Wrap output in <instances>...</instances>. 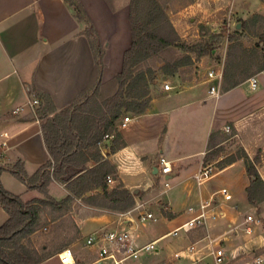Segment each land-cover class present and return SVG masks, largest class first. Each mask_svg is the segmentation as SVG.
Returning <instances> with one entry per match:
<instances>
[{"label":"crops","instance_id":"0c3cea01","mask_svg":"<svg viewBox=\"0 0 264 264\" xmlns=\"http://www.w3.org/2000/svg\"><path fill=\"white\" fill-rule=\"evenodd\" d=\"M106 1L107 3L105 0H80L101 42L103 37L107 38V42L113 35L110 31L114 21L109 19L115 18L113 9L119 4L113 0ZM204 1L191 0L187 7L201 6L204 17L207 12L205 4L210 0ZM127 3L129 20V0ZM228 3L229 11L234 17L245 19L255 13L243 16L240 9H234L235 4L232 7V0H228ZM236 3L237 7L245 11L247 6L244 0ZM104 6H109L111 14L108 11L103 13ZM203 17L199 19L202 21L205 19ZM189 19L196 20L191 15ZM200 20L198 22H201ZM173 25L177 29V21L173 20ZM84 28L85 23L75 17L73 7L65 0H0V166L4 167L0 172V184L5 190L19 195L25 202L33 198L45 199L46 195L39 189H27L26 184L13 175L10 169L16 163H21L27 175H32L51 160L42 130L45 119L34 114L40 101L37 94L39 91L47 93L54 107L60 110L70 105L81 91L88 87L94 59L87 38L81 34ZM102 45V82L105 83L121 70L122 63L119 66L116 61L113 64V60L108 59L111 54L109 42L107 46L104 43ZM185 74L182 73L180 78L170 77L168 82L172 84L169 89L156 84L151 86L148 108L140 114L127 111L119 119L121 122L124 116H129L126 126L118 127L123 144L112 152L102 148L104 159L115 169V173L109 176V188L122 184L133 195V207L122 211L84 202L74 213L70 210L72 225L81 238L85 225H99L98 229L85 236L84 244L91 246L86 244L90 235L108 230L134 229L132 217L125 212L136 207L132 212L137 211L138 217L140 212H144L140 211L143 207L157 200L161 213L169 222L166 232L145 242L156 241L157 248V241L195 217L201 211L200 205L209 201L205 211L210 216L204 224L190 228L181 227L186 230L189 239L185 250L194 245V251L180 257L174 252L166 261L167 264L171 260L179 259H185L184 264L198 263L204 255L203 251L205 255L209 254L207 236L220 239V245L226 253L222 264H254L257 257L264 255V237L260 227L264 224L261 217V204L264 199L258 203L249 201L246 189L250 179L244 163L241 164L240 159H236L222 169L217 168L200 184L195 175L204 165L209 135L211 132L223 134L227 125L230 127V137L236 138L248 157L254 159L252 154L255 148L248 145H252L264 129V70L252 75L258 80L255 89H251L248 84V78L252 77L250 76L226 91L220 90L221 82L219 84L207 75L201 77L192 71H189V75ZM217 84L219 96L215 97L209 93V88ZM33 99L38 101L37 105L28 107V101ZM17 107L21 110L15 113L14 109ZM3 141L7 143L5 146L1 145ZM161 157L170 162L171 172L161 173ZM256 161L257 171L264 182V155ZM86 164L91 167L94 161L89 160ZM78 171V168L69 164L65 167L63 180L53 179L48 183L47 196L60 202L56 209H62L63 204L74 203L77 199L83 200L70 194L66 188L65 181ZM228 171H231L230 175H224L222 181H218L216 185L207 187L205 184L200 187L209 179ZM161 176L173 180L170 192L163 202L160 196L166 194V189L156 191L154 188V180ZM222 188L231 195L229 199H225L220 192ZM97 192L101 193V190L95 187L87 191L85 196ZM218 193H221L222 197H219ZM237 195L245 196L244 202L248 200L260 218L261 224L255 225L253 230L250 227V232L239 234L237 229V225L241 223L238 222L240 214L236 215L239 201ZM182 207H187L183 213L179 212ZM7 219L8 214L0 204V225ZM133 240L136 241L134 237ZM58 250L38 264L51 259L58 262ZM96 250L97 258V247ZM154 251L156 253L158 249ZM150 252L152 251H144L148 253L147 256ZM254 253L255 257H249L252 260L246 258L248 254ZM96 258L87 260L83 257V262L87 264ZM147 263L148 257L142 262L138 258L132 264Z\"/></svg>","mask_w":264,"mask_h":264},{"label":"trees","instance_id":"16d2710c","mask_svg":"<svg viewBox=\"0 0 264 264\" xmlns=\"http://www.w3.org/2000/svg\"><path fill=\"white\" fill-rule=\"evenodd\" d=\"M65 1L73 7L75 17L85 23L81 34L89 42L94 66L88 87L63 109L57 110L47 93L39 91L37 94L40 101L34 114L45 119L42 130L51 160L32 175H27L21 163H16L10 171L26 184L27 189H39L46 195V198L35 199L34 201L39 205L31 206L19 195L5 190L0 184V204L8 214L7 221L0 225V264H38L52 254L46 253L45 248L40 249L41 253L37 249L28 248L20 240L36 229L40 204L51 202L53 206L58 207L60 202L47 196V186L53 179L63 180L65 167L69 164L79 170L76 175L64 180L70 194L82 198L89 205L105 206L122 211L133 207V195L122 184L109 188L108 178L115 173V169L107 159H104V155L101 153L102 148L112 152L123 144L118 129L119 119L124 112L131 111L140 114L148 108L150 87L154 85L153 80L158 74L164 78L182 77L183 72L179 68L180 66L191 65L195 61V57L199 59L206 54H211L223 41L224 34L211 31L206 38L202 35V42L194 43L188 47L196 53L194 58L189 56L190 58L188 57L185 61L181 59L179 63L176 61L172 63L170 59L161 60L160 55L164 49L178 52L177 48L185 47V43H180L183 41L178 43V36L173 26L156 0H129L131 42L124 52L121 70L113 79L104 83L102 82L104 51L98 33L80 0ZM145 10L150 13L154 12L152 17L145 16ZM154 22L159 23L157 27H154ZM244 27L252 30L253 34L259 37L258 45L260 41L264 43V16L259 13L251 15L240 29H235L232 34H228L229 42H234L238 36H242ZM261 29L262 32H260ZM234 46L236 45L232 44L231 47ZM243 52L242 59L244 60L257 58L264 60V49L257 54H255L254 48L246 49ZM150 56L155 59L154 63L159 61L160 64L154 67L147 62L146 68H142L140 63L147 61L145 59ZM149 62L153 64V62ZM263 70L264 65L258 66L255 71L258 73ZM251 75L253 72L238 77L230 71L229 65L223 67L221 80L223 87L220 86V90L226 91ZM106 133L113 134V137L106 140L100 147L98 143L102 141ZM229 137L230 135L224 133L211 132L203 159L204 165L209 164L222 153L224 149L222 142ZM239 158L243 159L250 179L246 189L248 199L252 203H258L264 199V182L257 171L256 159L251 160L243 147L239 151V156L222 157L216 167L222 169ZM89 160L94 161V165L91 167L86 164ZM3 168L0 166V172ZM95 187L100 188L101 193L85 196L87 191Z\"/></svg>","mask_w":264,"mask_h":264},{"label":"rangeland","instance_id":"374dc122","mask_svg":"<svg viewBox=\"0 0 264 264\" xmlns=\"http://www.w3.org/2000/svg\"><path fill=\"white\" fill-rule=\"evenodd\" d=\"M127 1L128 0H113V2L119 3L116 6V9L115 10L113 9V14L115 18L110 17L109 19V21L111 20L114 21L112 25V29L110 31V33H112L113 35L107 42L105 41L107 38L104 39L103 37L102 42H101V44L104 43L105 46H107L109 42V45H110L109 48H111V54L108 55V59L113 60L112 62L113 64L116 61L119 66L122 63L124 52L129 47L130 42H131V36H130L131 31H130V23L128 20ZM156 1H157V4H159L158 6L161 8V10H163L164 14L166 15L167 20L173 26L178 36V39H177L178 43L180 41H183L180 43H185V47L183 46L181 47V49L177 48L179 50L178 52L164 49V51L160 55L161 60L170 59V62L172 63H174L175 61L176 63H179L181 59L185 61V59H187L189 56L194 58L196 53L188 49V47H190L194 43L202 42L201 41L202 35L205 36L206 38L207 36L210 35L211 31L218 33V34H221V33L224 34L221 45L216 47L212 51L211 54H206L200 57L199 59H196L195 57L194 58L195 61L191 65L188 64V65L179 67L183 73H186L185 75H189V71L190 72L192 71L196 75H200L201 77H204L207 75L210 69L223 70V67H226L229 65V69L231 72H234V74H236V76L238 77H242L245 74L249 75L251 72H253V75L257 74L256 73L257 71L255 70L258 68V66L264 65V60L257 58L256 56H254V58H257L255 60L242 59V55H244L243 51H246V49L251 50L254 48L255 54L262 52L264 49V43L260 41L258 45L259 37L255 36L252 30H248L247 28L244 27V29L242 30L243 32L241 33L242 36H238L237 37L238 39L235 40L234 42H229L228 37H227L228 34L229 35L232 34L235 29H240L241 25L245 24V21L249 19L251 16H246L247 18L245 19H243L242 17L241 19L234 17V14L229 11L228 0H210L209 3L206 2L205 0L204 2H206L205 5H206L207 12L205 13V16H204L205 19H203L202 21L199 19V17L201 18L203 17L202 15H204V12L201 11V6L199 7L197 6L194 8L187 7V3L190 2L191 0H156ZM238 1L239 0H232L233 2L232 7L235 4L234 9L235 10L240 9L241 10L240 13H243V16L247 14L250 15V13L252 12L259 13L262 16H264V3L261 0H244L247 6L245 7V11L239 8V6L238 7L236 6L237 4L236 2ZM105 3H107L106 0H105ZM108 7L109 6H104V9H103L104 14L107 13V11L108 13L111 14L110 9ZM153 13L154 12L150 13L146 10L144 12L145 16H148V17L149 16L152 17ZM97 14L99 15V7L97 8ZM190 15L195 17L196 20L193 19L192 21H190L189 19ZM173 20L177 21V26H176L177 29L173 25ZM198 20H200L201 22H198ZM238 23H239V27L237 28ZM158 24H159L158 22H154L153 25L154 27H157ZM262 29L260 30V32L263 31ZM232 44L236 46L231 47ZM242 47L246 49L243 50ZM229 53H231V56H229ZM145 60L147 61H145L144 63L143 62L140 63L142 68H146L147 62L148 64L154 67H157L160 64L159 61L154 63L155 59L152 58V56L146 58ZM102 61H103V57H102ZM149 61L153 62V64H151ZM103 72H104V68H103ZM113 77L108 79L107 82L113 79ZM168 79H169L168 77L164 78V76L158 74L157 77L153 80V83L163 88H164V85L167 83L169 84L171 88L170 84L172 83L168 82L169 81ZM221 87H223V84L221 85ZM123 114H125V112ZM194 125L198 126L196 123H194ZM230 133L231 132L229 133L226 132L227 135L231 136ZM263 139H264V129H263V132L260 131L258 138L255 141H253L252 145L251 144L248 145L249 147L255 148L254 154H252V156L258 161H259V158L262 155H264V140ZM222 145L224 148L222 153H220V155L216 157L215 160L211 161V164L214 167V171L218 168L216 167V165L222 157L225 158L230 155L239 156V151L242 147L241 144L236 140V138H232V137H229V139H226ZM239 159H240L239 162L241 164L244 163L242 158H239ZM231 171H228L225 174H220L215 178L209 179L206 183L204 182L202 185H200V187L204 186L205 184L207 185V187L216 185L218 181H222V177L224 175L229 174ZM154 182H155L154 188L156 191H161L162 189L163 190L166 189L165 191L166 194L163 196H160L161 197L160 200L161 202H163L166 198V195L169 194L170 192V188L173 183V180L164 179L161 176L160 178L155 179ZM164 182H168L169 186L166 187L164 185ZM55 189L57 188L55 187ZM217 195L219 197H222L221 193H218ZM236 198L239 200L237 203L238 208L236 209L238 212H236V215L239 216L240 214L241 216V217H238L239 219L238 222H241V223L237 225V229L240 232L239 234L246 233L247 226L252 227V230H253L255 225L258 224L259 226L261 224L260 218L257 212L254 211L251 203H249L248 200L247 202H244V198H246L245 196L242 197L241 195H237ZM34 200L35 198L31 200H27V203H29V205L31 206H34L37 204L39 205V203ZM82 203H84V200L77 199V201L75 200L74 203H68L66 205L63 204L62 209L61 208L56 209L55 206H53L51 202H45L43 204H40L39 219L35 227L36 229L31 234L21 238L20 242L24 243V245H26L28 248H34V249L39 250L40 253H41L40 249H42L43 245L45 246L46 253L47 252L52 253L56 249L62 250L66 247H70L77 258L78 264H86V262L85 263L83 262L84 261L83 257L84 259H87V260H89L90 258L92 259L96 258V252H97L96 246L97 245L94 244L91 246H86L84 244V241H85V236L87 234H90V232L98 229L99 225H93V224L85 225L82 229L83 237L81 238L79 236V233H77V229L72 225V222H71L72 218L70 216L71 215L70 210L72 209L71 212L74 213L75 210L79 209ZM157 203H158L157 200L152 201L146 207H143V210H140V211L151 210L152 212L156 214L155 216L157 217V221H154V222L145 221L142 223L138 220L137 211L132 212L131 215H129V217H132L133 227H135L134 229H131L130 232L132 236L136 239L135 241L136 244L137 243L143 244L146 241H148L150 238L159 236L168 230V227H167V225H169L168 218L161 213V209ZM186 209L187 207H182L181 209H179V212L183 213ZM261 209H262L261 217L264 220V201H262ZM247 214H250L253 217L252 221H244ZM260 227H261L262 236L264 237V224L262 223ZM188 241L189 239H188L186 230L184 228H180L175 235L166 234L159 241H157L156 249H158V251H156V253L155 251H152L150 252L149 256L146 255L148 253H144V252L141 253L139 257V261L142 262L144 259H146V257H148L147 264H163V262L167 264L166 261L169 260V258L171 257L172 254H174V252L175 253L177 252L176 254H178L180 253L181 250H185V246L187 245ZM207 248H208L207 251H210V248L209 247ZM151 253H154V254H151ZM155 254L156 256H154ZM203 254H204L203 257H201L202 259L196 264H214L212 255L210 254L205 255L204 251H203ZM224 254L226 255L225 249H224ZM255 255H256L255 253L248 254L246 258H248L249 260H252L250 259L251 256L255 257ZM261 259H262V264H264V255L261 256ZM171 261L169 264L186 263L185 259L171 260ZM176 261L178 262L176 263ZM43 264H58V262L54 259H51L47 262H44Z\"/></svg>","mask_w":264,"mask_h":264},{"label":"built area","instance_id":"2783aa9c","mask_svg":"<svg viewBox=\"0 0 264 264\" xmlns=\"http://www.w3.org/2000/svg\"><path fill=\"white\" fill-rule=\"evenodd\" d=\"M209 79H215L220 84L222 80V70H214L210 69L207 73ZM257 77L252 76L248 78V84L251 89H255L257 87ZM219 84L211 85L209 88V93L215 97L219 96ZM165 89H169V84L164 85ZM38 101L36 99L29 100L27 105L28 107L33 108L37 105ZM21 110L20 107L14 109V112L17 113ZM129 121V116H124L122 121L119 123L118 127L126 126L127 122ZM224 131L229 133L230 127L227 125L224 128ZM113 134L106 133L103 136L102 141L98 144L100 147L103 146V143L111 139ZM7 143L3 141L1 143L2 146H5ZM161 163V173L166 174L171 172V165L168 160H165L163 157L160 158ZM214 167L212 164L203 165V167L197 172L195 175V179L197 180L198 184H200L205 179L209 178L214 173ZM111 180L110 178L108 179ZM165 186L168 187V182L165 183ZM220 192L224 195L225 199H229L231 195L227 192L225 188H222ZM209 205V201L204 202L200 205L201 211L193 218L186 221L182 226L185 228H190L193 226H198L200 224H204L208 215L205 211V207ZM136 208V207H135ZM134 208V209H135ZM132 209V210H134ZM132 210H128L125 213L131 215ZM123 213V214H125ZM214 217V215H212ZM138 220L140 222L145 221H157V217L154 213L144 211L138 214ZM253 217L251 215L246 216V221H252ZM181 226V227H182ZM181 227H177L170 231L171 234L175 235ZM250 226L246 227V232H250ZM208 244H209V254L213 256L215 264H222L224 262V249L220 245V239L218 237H210L207 236ZM86 244L94 245L96 244L98 249V257L87 263V264H132L136 261L141 252H149L154 251L156 249V241H149L143 245H136L131 232L128 229H116V230H108L104 231L101 234L90 235L86 239ZM195 249L194 245H190L186 248V250L181 251L180 253L176 254L178 257L187 255L192 253ZM58 262L60 264H78L74 252L70 247H66L60 252L57 253ZM254 264H262V259L257 257L254 261Z\"/></svg>","mask_w":264,"mask_h":264},{"label":"water","instance_id":"95a60500","mask_svg":"<svg viewBox=\"0 0 264 264\" xmlns=\"http://www.w3.org/2000/svg\"><path fill=\"white\" fill-rule=\"evenodd\" d=\"M237 27H239V25L237 24Z\"/></svg>","mask_w":264,"mask_h":264}]
</instances>
